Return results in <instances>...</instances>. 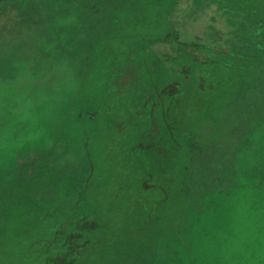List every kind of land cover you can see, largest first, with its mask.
Segmentation results:
<instances>
[{
    "label": "rangeland",
    "instance_id": "obj_1",
    "mask_svg": "<svg viewBox=\"0 0 264 264\" xmlns=\"http://www.w3.org/2000/svg\"><path fill=\"white\" fill-rule=\"evenodd\" d=\"M261 204L264 0H0V264H263Z\"/></svg>",
    "mask_w": 264,
    "mask_h": 264
},
{
    "label": "trees",
    "instance_id": "obj_2",
    "mask_svg": "<svg viewBox=\"0 0 264 264\" xmlns=\"http://www.w3.org/2000/svg\"><path fill=\"white\" fill-rule=\"evenodd\" d=\"M264 206L261 204V207H260V211L262 212L264 209ZM260 213V212H259ZM263 247H264V245H263ZM261 250V255H262V253H263V249H260ZM262 260V263L264 264V257H261V258H259V261H261ZM260 264V263H259Z\"/></svg>",
    "mask_w": 264,
    "mask_h": 264
}]
</instances>
